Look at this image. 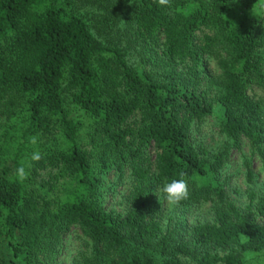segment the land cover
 Wrapping results in <instances>:
<instances>
[{
  "label": "trees",
  "instance_id": "obj_1",
  "mask_svg": "<svg viewBox=\"0 0 264 264\" xmlns=\"http://www.w3.org/2000/svg\"><path fill=\"white\" fill-rule=\"evenodd\" d=\"M251 2L0 0V264H60L75 230L74 264H264V190L239 208L201 181L228 146L192 137L219 102V131L246 138L264 163V1L235 12ZM110 169L138 181L124 212L102 202ZM181 171V204L214 198L212 221L163 226L154 188Z\"/></svg>",
  "mask_w": 264,
  "mask_h": 264
},
{
  "label": "rangeland",
  "instance_id": "obj_2",
  "mask_svg": "<svg viewBox=\"0 0 264 264\" xmlns=\"http://www.w3.org/2000/svg\"><path fill=\"white\" fill-rule=\"evenodd\" d=\"M264 0H252L249 6L242 4L235 9L257 8ZM187 7V5L185 6ZM231 12H228L230 15ZM264 53V45L261 47ZM128 60L138 69L144 70L149 67L150 62L141 60V55L132 48L128 51ZM205 74L214 75L219 71L215 61L212 58L206 60ZM256 94L261 91L254 89ZM210 95H214V91H210ZM212 113L206 115L202 121L193 127L192 137L195 141L200 142L211 150H218L224 145L228 146L227 158L222 167L216 172H209L201 181L213 182L220 184L223 188L228 200L232 201L239 208H245L248 203V194L254 191L260 194L264 190V163L260 153L253 149L246 138L242 137L237 145H234L231 140H228L218 128V116L222 111V105L219 102L213 103ZM3 127V121L0 118V131ZM264 151V142L262 145ZM247 167H250L252 177H247ZM138 184L128 169H125L124 174L119 177L117 172L110 169L105 174L102 186V202L107 209L124 212L128 207V196L135 185ZM154 194L161 203V220L163 226L166 227L177 225L190 226L198 222L212 221L214 218V210L218 206L217 201L210 197L199 202L181 204L179 207L170 208L167 202L163 199L158 189L154 188ZM79 230L69 231L61 245L60 252L57 255V260L60 264H74V256L83 248L82 238L79 236ZM15 259H20L16 256ZM189 264H193L186 259Z\"/></svg>",
  "mask_w": 264,
  "mask_h": 264
},
{
  "label": "clouds",
  "instance_id": "obj_3",
  "mask_svg": "<svg viewBox=\"0 0 264 264\" xmlns=\"http://www.w3.org/2000/svg\"><path fill=\"white\" fill-rule=\"evenodd\" d=\"M159 6L170 7L171 0H156ZM30 143L36 144L37 138L35 136L30 137ZM41 159V154L39 151H34L31 154L32 161H39ZM16 179L19 182H24L29 177V172L25 170L23 164L15 170ZM158 192L162 194L163 199L167 202L170 208H176L181 205L183 201L189 199V186L188 180L186 179V173L181 171L178 174V178H172L170 180L166 179Z\"/></svg>",
  "mask_w": 264,
  "mask_h": 264
}]
</instances>
